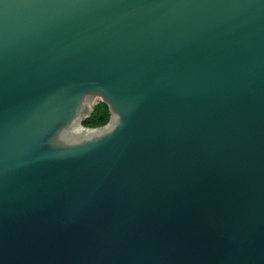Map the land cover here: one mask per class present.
Listing matches in <instances>:
<instances>
[{"label":"water","instance_id":"obj_1","mask_svg":"<svg viewBox=\"0 0 264 264\" xmlns=\"http://www.w3.org/2000/svg\"><path fill=\"white\" fill-rule=\"evenodd\" d=\"M0 264H264V0H0Z\"/></svg>","mask_w":264,"mask_h":264},{"label":"trees","instance_id":"obj_2","mask_svg":"<svg viewBox=\"0 0 264 264\" xmlns=\"http://www.w3.org/2000/svg\"><path fill=\"white\" fill-rule=\"evenodd\" d=\"M102 106L106 109L104 113H99L98 109H94L93 113L83 120L85 126H102L106 124L110 119V111L107 104L102 103Z\"/></svg>","mask_w":264,"mask_h":264},{"label":"rangeland","instance_id":"obj_3","mask_svg":"<svg viewBox=\"0 0 264 264\" xmlns=\"http://www.w3.org/2000/svg\"><path fill=\"white\" fill-rule=\"evenodd\" d=\"M102 103H104L100 98H95L94 99V103H93V111L94 109H98L99 113H104L106 111V109L102 106ZM93 113V112H92ZM110 120V119H109ZM109 122V121H108ZM107 122V123H108ZM106 123V124H107ZM84 125V124H83ZM105 125V124H104ZM85 126V125H84ZM103 126V125H102ZM86 127H90V128H95V127H100L98 125L95 126H86Z\"/></svg>","mask_w":264,"mask_h":264}]
</instances>
